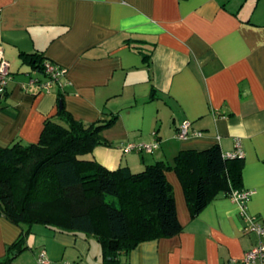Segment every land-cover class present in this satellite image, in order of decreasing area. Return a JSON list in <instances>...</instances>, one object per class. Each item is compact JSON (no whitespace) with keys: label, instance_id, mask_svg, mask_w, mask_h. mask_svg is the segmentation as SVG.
Listing matches in <instances>:
<instances>
[{"label":"crops","instance_id":"crops-1","mask_svg":"<svg viewBox=\"0 0 264 264\" xmlns=\"http://www.w3.org/2000/svg\"><path fill=\"white\" fill-rule=\"evenodd\" d=\"M0 44L11 75L0 97V145L37 141L61 98L86 122L117 115L102 131L107 143L92 151L109 168L173 163L180 150L215 143L228 153L239 140L247 211L264 222V0H0ZM21 52L68 72L47 88L49 76ZM185 120L189 133L180 137ZM166 173L183 229L140 241L120 264H240L258 236L243 229L239 204L220 192L192 216L177 172ZM31 229L42 234L38 251L49 264H110L94 235ZM21 232L0 216V264ZM20 264L36 263L25 254Z\"/></svg>","mask_w":264,"mask_h":264},{"label":"trees","instance_id":"trees-1","mask_svg":"<svg viewBox=\"0 0 264 264\" xmlns=\"http://www.w3.org/2000/svg\"><path fill=\"white\" fill-rule=\"evenodd\" d=\"M20 56L48 75L42 53ZM116 116L86 122L75 118L63 101L58 117L44 120L37 141L16 138L0 145V216L22 227L7 245L5 264H13L27 247L34 223L96 236L110 264H120V253L140 241L177 234L183 224L168 169L177 172L192 216L220 192L231 195L244 188L243 156H226L219 143L180 150L173 163L157 160L140 170L107 167L92 151L107 143L102 131Z\"/></svg>","mask_w":264,"mask_h":264},{"label":"built area","instance_id":"built-area-1","mask_svg":"<svg viewBox=\"0 0 264 264\" xmlns=\"http://www.w3.org/2000/svg\"><path fill=\"white\" fill-rule=\"evenodd\" d=\"M10 62L4 54L3 46L0 44V94H3L6 91L7 83L11 77L9 70ZM45 71L48 73L49 79L45 83L46 87H52L53 83L56 80L64 77L68 68L62 66L50 59L45 60ZM191 122L189 120L183 121L178 129V135L180 137H185L189 133V127ZM197 133H200L198 131ZM158 143H128L125 146L126 150H131L134 148H146L152 150L154 146ZM226 156H236L244 155V151L240 141H237V146L234 151L225 153ZM252 194V190L248 188L236 189L231 193V197L239 204L240 206V215L244 220L243 229L248 232H254L258 236V241L252 247L248 248L243 257L238 259L240 264H263L264 263V222L256 216L251 215L247 211V201ZM39 261L41 264H49L50 260L47 257L46 250L42 249L39 255ZM237 261V259H233ZM224 264H231L230 261L225 262Z\"/></svg>","mask_w":264,"mask_h":264},{"label":"rangeland","instance_id":"rangeland-1","mask_svg":"<svg viewBox=\"0 0 264 264\" xmlns=\"http://www.w3.org/2000/svg\"><path fill=\"white\" fill-rule=\"evenodd\" d=\"M33 225H34V227H44V224H42V223H34ZM38 229H40V228H38ZM41 235L42 234L35 233L32 230L29 232L27 238H28V240L32 246L24 249L23 251L20 252L21 255H17L15 257L14 261L16 264L21 263V258H22V256L24 257L25 254L27 256H29V259L31 261L33 260L36 264H41L39 261L40 251H38V246L40 244V243L38 244V240L40 239V237H42Z\"/></svg>","mask_w":264,"mask_h":264},{"label":"water","instance_id":"water-1","mask_svg":"<svg viewBox=\"0 0 264 264\" xmlns=\"http://www.w3.org/2000/svg\"><path fill=\"white\" fill-rule=\"evenodd\" d=\"M62 106H63V101L61 100V101H60V107H62Z\"/></svg>","mask_w":264,"mask_h":264}]
</instances>
